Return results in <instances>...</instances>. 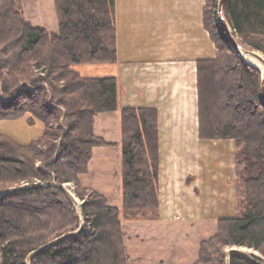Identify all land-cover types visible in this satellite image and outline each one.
<instances>
[{
    "label": "trees",
    "instance_id": "obj_1",
    "mask_svg": "<svg viewBox=\"0 0 264 264\" xmlns=\"http://www.w3.org/2000/svg\"><path fill=\"white\" fill-rule=\"evenodd\" d=\"M55 3L57 34L27 21L22 0H0V120L30 113L48 123L65 110V125L55 135L45 132L55 141L47 151L42 150L44 138L22 145L0 134V185L74 182L81 198L89 196L81 206L83 230L33 257L30 264H129L122 222L161 217L159 113L148 107L120 110L121 207L80 186L93 149L107 145L94 134L95 118L117 112L119 104L116 77H84L74 67L118 61L117 6L116 0ZM224 12L241 45L264 55V0H226ZM203 22L217 52L197 66L199 138L235 142L237 210L218 221L216 234L201 243L195 264H227L231 247L259 251L263 257L255 258L264 263L263 74L232 50L218 0H206ZM33 67H45V79L34 78ZM16 73L28 84L21 85ZM53 153L52 161H43L47 171H39L38 160ZM46 209L55 210L54 216L46 215ZM22 215L34 222L22 223ZM80 227L74 205L57 187L1 198L0 264H26L31 253ZM230 262L254 264L236 255Z\"/></svg>",
    "mask_w": 264,
    "mask_h": 264
},
{
    "label": "crops",
    "instance_id": "obj_2",
    "mask_svg": "<svg viewBox=\"0 0 264 264\" xmlns=\"http://www.w3.org/2000/svg\"><path fill=\"white\" fill-rule=\"evenodd\" d=\"M204 5V0H116L118 61L75 68L84 77L117 79L119 110L95 118V135L107 145L93 149L88 173L80 178L110 205H122L120 110L148 107L159 113L161 217L122 222L129 264H195L201 243L218 229L217 219L201 217L206 212L188 193L187 178L173 175L179 173L174 162L164 171L166 153L186 150L194 136L199 139L197 66L216 54L205 56ZM22 9L34 26L59 33L55 0H22Z\"/></svg>",
    "mask_w": 264,
    "mask_h": 264
},
{
    "label": "rangeland",
    "instance_id": "obj_3",
    "mask_svg": "<svg viewBox=\"0 0 264 264\" xmlns=\"http://www.w3.org/2000/svg\"><path fill=\"white\" fill-rule=\"evenodd\" d=\"M220 1L218 0V14H219V5ZM206 4V0H204ZM205 8V5H204ZM159 9H155L158 12ZM204 11V10H203ZM24 15V13H23ZM225 16V12H224ZM226 17V16H225ZM26 19V18H25ZM223 24V23H222ZM181 26V23H178ZM151 26V25H150ZM190 35L191 32H188ZM238 39V38H237ZM204 51L205 56L211 57L212 53L217 52L213 41L210 39V35L208 31L204 28ZM245 48V47H244ZM247 49V48H246ZM250 50V49H249ZM260 56L264 58V55L256 51ZM93 65V64H87ZM96 67H104L100 65L104 64H95ZM83 65L76 66L75 68H82ZM110 67V65H109ZM45 67H41L37 69L33 67V77L38 79H45L47 73L45 72ZM262 72V69H259ZM9 70L6 69L4 73L8 75ZM82 71V70H81ZM83 72V71H82ZM100 72V69L97 70ZM19 82L21 85L24 83L28 84V80L21 77L18 73ZM97 77V76H95ZM9 78V77H8ZM58 83V82H57ZM63 82H59L57 85H62ZM44 86H47V82H43ZM3 86V83L0 82V90ZM2 94V93H1ZM6 99H9L8 96H4ZM50 102V100H49ZM51 103V102H50ZM62 114L60 119L57 117H51L48 120V123H44L37 116H33L30 113L23 115L17 119H5L0 120V134L9 136L13 138L15 141L22 145H28L32 141H36L38 139H43L45 142V147L42 150H49V146L54 144L55 141L51 138L52 136L45 137V132L55 135L58 131L57 128L59 125L64 126V109L62 110ZM100 115V114H99ZM98 115V116H99ZM101 119V118H99ZM64 122V125H63ZM95 128V122H94ZM95 134V131H94ZM54 138V137H53ZM191 137H189V143ZM193 143L189 144V147L186 150L166 153L164 155V171L165 173L171 170V163L174 162L173 168L178 170L179 173H173V175H182V178H187V188L188 193L194 195V201L198 207H200L206 214H202L201 217L205 216V218H213L214 220L220 219L224 217H232L235 216L237 210L236 203V186H235V177H236V162H235V153H236V144L233 140H212V141H202L200 138L196 139L193 137ZM178 145V144H177ZM30 156L31 153L29 154ZM52 156V158H51ZM51 156H46L43 160H38L36 167L39 171H47L45 167L46 162L52 161L55 158L56 154L53 153ZM45 161V163L43 162ZM44 163V164H42ZM165 164H167L165 166ZM42 181L31 180L29 183L27 182H7L0 185V191H6L12 188H17L20 186H24L27 184L39 183ZM50 182H56L54 180ZM47 182V183H50ZM44 183V182H42ZM57 183V182H56ZM60 184V183H58ZM68 192L72 196H66L74 205L79 217L82 216L84 220V216L81 210L82 204L86 200H88L89 196L87 195L84 198H81L78 193L79 189L77 184L74 182L64 183ZM80 186L84 188L81 183ZM233 187L235 189H233ZM86 189V188H85ZM235 190V194H234ZM77 205L79 206L80 211L77 210ZM190 205V201H186L185 209H188ZM182 207V205H181ZM183 211V208H182ZM46 215L54 216L55 210L46 209L44 211ZM10 215V214H9ZM183 215V213H182ZM13 218H17L15 215H11ZM22 223H33L34 221L31 218H28L26 215H22L20 219ZM81 221V217H80ZM82 223V222H81ZM85 227V220L83 222V228ZM55 240V239H54ZM231 249H236L243 251L247 255L250 256H258L263 257V255L259 251H255L253 249L244 248V247H231L227 248V252Z\"/></svg>",
    "mask_w": 264,
    "mask_h": 264
},
{
    "label": "water",
    "instance_id": "obj_4",
    "mask_svg": "<svg viewBox=\"0 0 264 264\" xmlns=\"http://www.w3.org/2000/svg\"><path fill=\"white\" fill-rule=\"evenodd\" d=\"M225 1L226 0H221L220 1V5H219V15H220V19L223 23L224 29L226 31V33L228 34L229 40H230V45L232 47V50L241 58L243 59L245 62H247L248 64H250L246 58H257L259 61H261V63H263L264 65V58L262 56H260L255 50H249L244 48L241 43L239 42V40L237 39V37L235 36L229 22L227 21L226 17L224 16V5H225ZM252 65V64H250ZM254 66V65H252ZM256 67V66H254ZM257 68V67H256ZM259 69V68H258ZM262 74H263V84H262V97H263V101H264V68L262 69ZM47 186H53V187H57L61 190H63L65 193L68 194V196H72L67 188L65 187L64 184H58L56 182H50V183H33V184H27L24 186H20L17 188H12L6 191H0V199L1 198H5L15 192H21V191H26V190H35V189H40L43 187H47ZM71 198V197H70ZM77 210L78 212L80 211L79 206L77 205ZM81 217V227L77 232H72V233H68L65 234L53 241H51L50 243H48L47 245L43 246L42 248H40L37 251H34L33 253H31L28 258H27V263L26 264H30V261L33 257L37 256L38 254L49 250L50 248H53L54 246L58 245L59 243L63 242L64 240L71 238L72 236H74L75 234H77L78 232H80L81 230H83V222L84 220ZM240 256L242 258H245L249 261H251L254 264H264L263 262L257 260L255 257L247 255L246 253H244L243 251L240 250H236V249H231L230 251L227 252V264H231V258L232 256Z\"/></svg>",
    "mask_w": 264,
    "mask_h": 264
},
{
    "label": "bare ground",
    "instance_id": "obj_5",
    "mask_svg": "<svg viewBox=\"0 0 264 264\" xmlns=\"http://www.w3.org/2000/svg\"><path fill=\"white\" fill-rule=\"evenodd\" d=\"M219 16H220V15H219ZM246 60H247L250 64L256 66V67L259 68V69H263V68H264L263 63H261V61H259L257 58H246Z\"/></svg>",
    "mask_w": 264,
    "mask_h": 264
}]
</instances>
